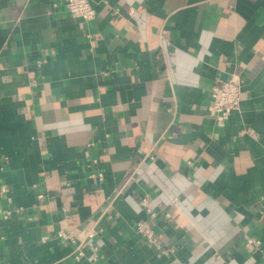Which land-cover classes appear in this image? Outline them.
Here are the masks:
<instances>
[{"label": "crops", "instance_id": "0c3cea01", "mask_svg": "<svg viewBox=\"0 0 264 264\" xmlns=\"http://www.w3.org/2000/svg\"><path fill=\"white\" fill-rule=\"evenodd\" d=\"M92 4L0 0V264H264V0Z\"/></svg>", "mask_w": 264, "mask_h": 264}, {"label": "built area", "instance_id": "2783aa9c", "mask_svg": "<svg viewBox=\"0 0 264 264\" xmlns=\"http://www.w3.org/2000/svg\"><path fill=\"white\" fill-rule=\"evenodd\" d=\"M64 6L69 16L73 19L80 20L82 22H90L96 17V10L92 4V0H64ZM40 63V62H38ZM33 85L36 83L33 81ZM241 93H242V80L233 76L232 78L225 81H215L209 89V102H208V113L217 122H225L228 120L230 115L234 111L240 109L241 104ZM98 177L99 174H98ZM1 192H5L6 188L3 186L0 188ZM143 206L147 205V198L141 200ZM10 211H7L8 214ZM147 212L150 216L154 213L147 208ZM136 233L150 246H152L156 251L167 254L171 250H164L157 242L153 229L151 228L148 221L139 220L135 223ZM87 238L93 237V232L90 231L85 234ZM56 236L58 238L68 240L71 243H75L79 240V236L74 234L72 231L60 230L57 232ZM245 246L260 247V240L257 238H247ZM82 251H79V255Z\"/></svg>", "mask_w": 264, "mask_h": 264}]
</instances>
